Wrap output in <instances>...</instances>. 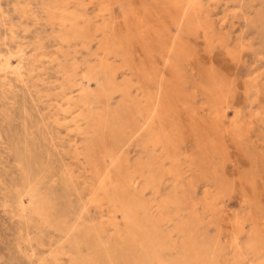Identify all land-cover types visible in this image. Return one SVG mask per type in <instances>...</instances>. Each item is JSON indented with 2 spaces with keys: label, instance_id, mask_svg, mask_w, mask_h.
<instances>
[{
  "label": "rangeland",
  "instance_id": "1",
  "mask_svg": "<svg viewBox=\"0 0 264 264\" xmlns=\"http://www.w3.org/2000/svg\"><path fill=\"white\" fill-rule=\"evenodd\" d=\"M49 1L0 0V264H129L131 258L149 264L145 244L128 242L121 214L92 195L103 134L96 118L110 127L126 121L124 98L110 92L99 98L90 73L100 51L94 43L62 48L46 15ZM71 2L70 13L84 21L108 9L97 24L122 25L129 9L152 6L148 0ZM191 2L176 24L161 19L168 41L181 46L176 53L167 57L163 35L152 33L144 42L149 47L142 44L149 57L138 45L126 64L122 53L110 60L121 75L117 83L132 87L130 107L155 102L154 84L141 78L144 61L164 68L167 84L179 79L186 104L174 110L166 97L165 146L156 142L155 125L145 130L146 114L134 113V124L118 130L115 149L137 166L136 186L147 180L144 202L166 264H264V0ZM20 8L30 11L21 16ZM34 181L54 206L46 220L27 209L25 190ZM61 219L69 220L64 228Z\"/></svg>",
  "mask_w": 264,
  "mask_h": 264
},
{
  "label": "bare ground",
  "instance_id": "2",
  "mask_svg": "<svg viewBox=\"0 0 264 264\" xmlns=\"http://www.w3.org/2000/svg\"><path fill=\"white\" fill-rule=\"evenodd\" d=\"M103 1L104 0H88L89 3H88L87 6H90V7H91V5H96V6L99 5V6H101ZM148 1L152 4V6H146L143 2H141V6H142L141 9H139V8L134 9V8L131 7L132 9H129L128 15L124 16L122 25L119 22L118 23H113L114 22L113 20H112L113 22L109 21L108 23L103 22L101 24H97V22L94 21L97 18H100L101 21H103V18L105 16V14L109 11L108 9H102V11L98 10V11H100V14L97 16V18L93 19V21L81 20L80 18L76 17L73 13H70L69 10H70V5L72 3L71 0H51V1H49V2H51V5H49V7L46 9V15L49 18L50 25L52 27H54L55 29H57V32H58V35H57L58 43L60 44V46L62 48H63L64 45H69L71 43H76L77 44L79 42L82 43V44H86L87 46L92 44V43L96 44V46H97V48H98V50L100 52L96 55L97 65H96V68L91 70V73H90L91 79H90V81L92 83H95L98 86L96 88V93L99 96V98L101 96H103V95L105 96V94L108 93V92H110L112 94L121 93L123 98H124L125 111L128 112V119H130V120L127 119L123 123H119L118 122L113 127H110V126L107 125L106 119L104 117L99 115L96 118V122H95L96 123L95 124L96 127L95 128H97L100 131V133H103V134L101 135V139L99 141L100 144H99V146L96 149L98 151L97 159H96V162H95L96 164L94 165V179H95L96 186H95V188L93 187L92 195L94 196V198L96 200L105 201L111 208H113V210H114V212L116 214L117 213L121 214L123 223L128 228V231H129L128 242L134 244L135 241H136V242H139L140 244H142V243L145 244L146 254L149 255V258L151 260V263H149V264H166L163 261L162 255L159 253V251L157 249L158 247H163V243L161 242V238L160 237L153 235V233L155 232V226H154L155 222L152 223V221L150 220V217L148 215V210H147L145 202H144V191L146 189V185L148 184L147 180H145L144 186H141L140 188H139L138 185L136 186L135 175H136L137 166L131 164L130 161L127 158H123L122 156L121 157L118 156V154H120V153H117L116 149H115V136L117 138V135H119L118 133H120V131L118 132V130H120V129L121 130L128 129L130 127L129 124H134L135 119H136V118L133 117L134 113H140V114L144 113V114H146V116L143 117L142 121H144L143 124L145 126V130H149L150 127H153L155 125L157 127V132L155 134L156 142L159 143V144L162 143L165 146V142L168 141V138L170 137L169 131L166 128V124H165L166 123L165 122L166 114L169 112L168 111L169 110L168 109L169 102L171 103L172 107H174V110L179 105H183V107H184L186 104L184 102H182L183 99L180 97L181 94H180V87H179V79L175 78L174 81L172 80V81H170L171 83L167 84L166 73H165L164 68L163 69H157L156 66L153 67L150 64V62L148 63V61H144V62L140 63V65H139L141 67V71H142L141 72V78H142V80L144 82L150 81L151 85L154 84V86H155L154 88H155V92H156L155 93L156 97L154 98L155 102L154 103L152 102V100H151L152 98L150 99L151 103L148 102L145 99L144 103H140L139 104V106H138V110L139 111L137 110V107H135V105H134V107H130L128 105V103H129V98H130V95H131L130 90H131L132 87L129 84V82H125L124 84L122 83L123 85L117 83V80H118L119 76H121V75H119L120 73H118V68L117 67L116 68L113 67V65L110 63V60L111 59H115L118 56L119 53H122V56L124 55L123 56V61L126 64L127 60H130V61L133 60V58L138 53L137 50L134 51L135 50V46H138V45L141 47V49H142L144 55L146 56V58L149 57V55H150L148 53L149 49L145 50V48H142V46L145 45V43H144L145 40H147L152 33L156 34L157 38L160 36V34L163 35L162 37H163L164 44L162 46L168 45V47L166 48V53H165L166 55H167V53L168 54H171L173 52L176 53L181 48V46L176 44L175 42L168 41V33H167V30L165 29L166 23H165V25H163V21H161V19H163V18L165 19V17H167V19L169 20L170 24H176L175 23L176 20L179 22V21H181L180 19L183 20L186 17V13H187L186 7L190 5L189 7L193 8V5H192L191 0H148ZM19 4H21V3H19ZM147 4H148V2H147ZM87 6L83 5V7L86 8V9L88 8ZM28 12H26V10L20 8V15L21 16H25ZM83 14H85V13H83ZM27 16H29V15H27ZM82 16H84V15H82ZM157 26H159V29L157 28ZM49 29H51V28H49ZM156 29H158V30H156ZM51 38H52V36H51ZM156 41L159 42L158 40H156ZM153 44H154V42H153ZM149 45H150V42H148L145 46L149 47ZM159 46H160V48L162 47L161 45H159ZM157 48L159 49V47H157ZM53 49H55V48H53ZM89 49L90 48H88V50ZM152 50H153V47H152ZM152 52H154V51H152ZM93 55H94V53H93ZM141 55H143V54H141ZM167 57H168V55H167ZM90 58H91V56H90ZM153 58L155 59V57H153ZM58 59H59V57H58ZM88 61H89V59H88ZM156 62H158V61H156ZM74 63H75V61H74ZM71 67H72V65H71ZM77 69H79V68H77ZM178 70H180V69H178ZM127 71H128V69H127ZM13 72H15V71H13ZM75 73H76V71H75ZM9 74H10V72H9ZM17 74H19V73H16V75ZM100 77L104 78V82H105L104 85L98 84V81H99L98 79H100ZM133 77H134V75H133ZM70 78H71V76H70ZM121 79H123V78H121ZM130 79H133V78H130ZM176 79H177V81H175ZM10 80H12V79H10ZM65 81L69 82V81H71V79L67 78ZM74 81H75V79H74ZM134 82H132V83H134ZM62 83H63V81H62ZM54 87H55V85H53V88ZM185 89H186V86H185ZM148 90H149V88H148ZM143 92H142V94H143ZM166 97L169 98L168 104L166 103V101H167ZM141 98H144V96H142ZM107 104H108V102H107ZM153 104H154V106H153ZM57 105H59V104H57ZM151 106H153L154 108H151ZM97 107H99V106H97ZM67 109H68V107H67ZM171 113H174V112H171ZM54 116H55V114H54ZM167 116H168V114H167ZM58 117H60V116H58ZM173 119H174V117H173ZM91 124H92V122H91ZM102 125H104V126H102ZM93 126H94V124H93ZM104 129H105V131H104ZM132 133H134V132H132ZM138 133H137V135L140 136V133L139 134ZM173 142H175L174 139H173ZM171 145H172V143H171ZM87 155H88V153H87ZM178 159H179V156H178ZM141 165L142 164H140V166ZM84 169H85V167H84ZM65 170H68V169H65ZM149 170H150V168H149ZM71 172H72V170H71ZM61 174H60V176H61ZM81 174H82V172H81ZM160 175H162V174H160ZM70 177H71V175H70ZM70 177H68V179ZM68 181L69 180H67V182ZM38 185H39L38 181H34V182L30 183L29 186L27 185L28 186L26 188L27 190H25V193L27 194V196L29 198V206H28L27 209L30 210L34 215H37L38 217H42L44 220H46V218L48 219L47 216H49V214L51 212V209H53L54 206L51 204V202H50V200L48 199L47 196H43L41 194L40 188H39ZM90 187H92V186H90ZM63 191H64V189H63ZM86 191L88 192L87 189H86ZM20 197H23V196H20ZM91 197L92 196H90V198ZM94 198H92V200ZM90 200L87 199V202H90ZM92 200H91V202H92ZM175 201H176V199H175ZM82 205H83V203H82ZM84 208H85V205H84ZM21 211H24V208ZM21 211H19V212H21ZM83 211H86V210H83ZM57 215H59V214H57ZM66 217H68V216H66ZM79 219H80V217H79ZM116 219H114V220H116ZM59 220H60V217H59ZM142 220L145 221L144 224L140 223ZM96 221H99V220H96ZM56 222H57V218H56ZM84 222H85V220L83 221V223ZM59 223H60V225H62V228H64L63 226L64 225L66 226L69 223V220L67 222L66 219H61V221ZM59 223H58L57 226H59ZM74 224L75 223H73V225ZM104 226H105V224H104ZM125 226H124V228H125ZM94 231H95V229H94ZM69 234H70V232H68V236H69ZM169 248H170V246H169ZM111 249H112V247H111ZM128 249H129V245H128ZM97 251H99V250H97ZM111 252H112V250H111ZM105 254H106V252H105ZM101 257H103V256H101ZM139 263H140V261L138 259L131 258V262L129 264H139Z\"/></svg>",
  "mask_w": 264,
  "mask_h": 264
}]
</instances>
